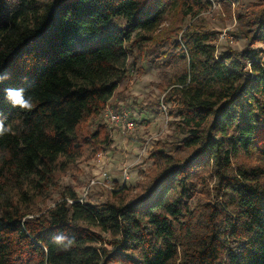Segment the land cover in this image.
<instances>
[{
    "label": "trees",
    "instance_id": "trees-1",
    "mask_svg": "<svg viewBox=\"0 0 264 264\" xmlns=\"http://www.w3.org/2000/svg\"><path fill=\"white\" fill-rule=\"evenodd\" d=\"M210 5L0 0V71L11 74L0 119L12 128L0 136V264H264V0L238 16L246 48L221 54L219 33L185 27ZM115 20L126 27L113 29ZM151 48L172 76L149 109L168 106L185 137L170 153L150 152L156 172L140 193L124 187L114 200L81 203L58 176L111 147L107 127L88 132L130 60L140 73ZM8 87L24 88L35 107L13 108ZM57 232L75 245H54Z\"/></svg>",
    "mask_w": 264,
    "mask_h": 264
},
{
    "label": "rangeland",
    "instance_id": "rangeland-1",
    "mask_svg": "<svg viewBox=\"0 0 264 264\" xmlns=\"http://www.w3.org/2000/svg\"><path fill=\"white\" fill-rule=\"evenodd\" d=\"M48 2L51 0H39ZM211 2L207 11L195 19H187L185 27L191 24H198L208 30L219 33L218 54L232 50L240 52L247 46V39L244 35V25L238 20L240 12L246 11L257 0H243V3L230 4L220 0H209ZM126 27L125 20H115L113 29ZM256 48L264 50V45H256ZM157 50L151 48L141 63V72L135 70L134 59L130 60L127 75L119 90L108 107L115 112L130 113V119L136 121V129L130 131L127 127H116L111 124L106 116V109L89 130L88 134L95 132L97 128L105 126L111 132L112 145L109 149L100 150L97 156L91 159H82L69 171L60 174L59 186L62 188L73 187L78 193L79 199L84 203L97 204L107 200H114L116 194L126 188H133L130 197L140 193L139 184L146 185L151 176L156 172V167L150 158V152L154 148L166 146L167 151H172L171 145L184 139V135L172 125L173 119L167 114L168 106L162 108L157 106L165 98V90L170 84L172 71L155 61ZM141 62V61H139ZM136 106V107H135ZM140 107H148V110L141 112ZM106 156L107 169L111 176L114 191H107L103 187H90L102 171L103 167L98 163L99 156ZM106 167V166H105ZM128 170L129 177L125 178V171ZM208 184L214 186L213 180L208 177ZM60 195L56 192L50 195L45 206L54 207L59 201ZM201 201L200 197L195 199L194 205ZM107 237V236H106Z\"/></svg>",
    "mask_w": 264,
    "mask_h": 264
},
{
    "label": "clouds",
    "instance_id": "clouds-1",
    "mask_svg": "<svg viewBox=\"0 0 264 264\" xmlns=\"http://www.w3.org/2000/svg\"><path fill=\"white\" fill-rule=\"evenodd\" d=\"M11 79V74L0 71V84ZM5 99L13 108H18L23 111H31L34 107L32 96L26 95L24 88L8 87L4 89ZM12 133V128L6 126L0 119V136ZM51 242L64 251L70 250L76 243L75 237L66 235L63 232H57L51 237Z\"/></svg>",
    "mask_w": 264,
    "mask_h": 264
},
{
    "label": "built area",
    "instance_id": "built-area-1",
    "mask_svg": "<svg viewBox=\"0 0 264 264\" xmlns=\"http://www.w3.org/2000/svg\"><path fill=\"white\" fill-rule=\"evenodd\" d=\"M106 116L110 119L111 124L116 127H127L128 130L133 131L136 129V121L130 119V113L126 110L123 112H115L111 110L110 107H106ZM98 163L103 167L102 171H100V174L91 181L90 187H103L106 190L114 191L115 188L112 185L111 176L109 174V171L107 169V159L106 156L102 155L99 156L97 159ZM106 166V167H105ZM125 178L128 179L129 174L128 170L124 173ZM81 203H84V200H79ZM72 203V202H71Z\"/></svg>",
    "mask_w": 264,
    "mask_h": 264
}]
</instances>
